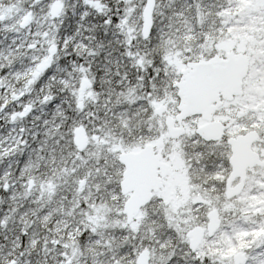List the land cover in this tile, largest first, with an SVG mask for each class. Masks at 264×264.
<instances>
[{"label": "snow or ice", "instance_id": "obj_1", "mask_svg": "<svg viewBox=\"0 0 264 264\" xmlns=\"http://www.w3.org/2000/svg\"><path fill=\"white\" fill-rule=\"evenodd\" d=\"M0 264H264V0H0Z\"/></svg>", "mask_w": 264, "mask_h": 264}]
</instances>
